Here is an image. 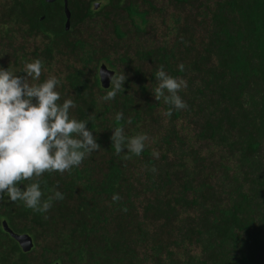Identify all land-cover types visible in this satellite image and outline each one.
<instances>
[{
  "label": "trees",
  "instance_id": "1",
  "mask_svg": "<svg viewBox=\"0 0 264 264\" xmlns=\"http://www.w3.org/2000/svg\"><path fill=\"white\" fill-rule=\"evenodd\" d=\"M0 3V66L40 59L101 145L40 178L49 211L0 199V264H264V0H69V29L64 0ZM102 64L127 76L108 101ZM160 65L187 108L155 100ZM117 126L147 134L139 156Z\"/></svg>",
  "mask_w": 264,
  "mask_h": 264
},
{
  "label": "clouds",
  "instance_id": "2",
  "mask_svg": "<svg viewBox=\"0 0 264 264\" xmlns=\"http://www.w3.org/2000/svg\"><path fill=\"white\" fill-rule=\"evenodd\" d=\"M178 67L185 70L183 63ZM41 74L40 59L25 62L20 72L0 66V199L6 194L9 201H22L34 212H47L53 201L64 199L56 189L43 199L40 178L45 173L71 172L101 147L87 126L89 121L70 116L73 99L61 102L60 80L52 75L41 82ZM154 75L157 84L151 92L155 100L163 99L176 110L187 108L179 95L187 87L186 81L170 75L163 65ZM126 79L122 73L110 74V90L103 99H114L124 90ZM166 115L171 116L172 111ZM122 118L123 114L117 113L116 120ZM110 139L116 155L128 152L139 156L149 138L143 133L126 137L124 128L117 126ZM112 199L118 201L120 196L114 194Z\"/></svg>",
  "mask_w": 264,
  "mask_h": 264
},
{
  "label": "water",
  "instance_id": "3",
  "mask_svg": "<svg viewBox=\"0 0 264 264\" xmlns=\"http://www.w3.org/2000/svg\"><path fill=\"white\" fill-rule=\"evenodd\" d=\"M48 1H54V0H48ZM96 5L98 7L99 3H97ZM64 11L66 14L65 28L69 29L71 26V16H72L71 9L69 7V0H64ZM114 73H115V70L108 68L106 64L101 65L100 70H99V75H100L102 85L104 87L110 86L109 75L114 74ZM3 226L5 230L9 232L11 236L14 237L19 242V244L21 245L24 251H29L33 248L34 241L30 234L19 233V232L14 231L9 226L6 220L3 221Z\"/></svg>",
  "mask_w": 264,
  "mask_h": 264
},
{
  "label": "rangeland",
  "instance_id": "4",
  "mask_svg": "<svg viewBox=\"0 0 264 264\" xmlns=\"http://www.w3.org/2000/svg\"><path fill=\"white\" fill-rule=\"evenodd\" d=\"M0 1L3 2L4 0H0ZM103 3H104V2L102 1V4H103ZM99 6H100V3H99ZM99 6H98V7H99ZM0 8H2V6H0Z\"/></svg>",
  "mask_w": 264,
  "mask_h": 264
},
{
  "label": "flooded vegetation",
  "instance_id": "5",
  "mask_svg": "<svg viewBox=\"0 0 264 264\" xmlns=\"http://www.w3.org/2000/svg\"><path fill=\"white\" fill-rule=\"evenodd\" d=\"M0 6H2V8L4 7L3 3H0Z\"/></svg>",
  "mask_w": 264,
  "mask_h": 264
}]
</instances>
